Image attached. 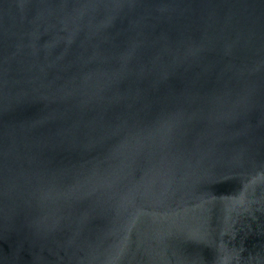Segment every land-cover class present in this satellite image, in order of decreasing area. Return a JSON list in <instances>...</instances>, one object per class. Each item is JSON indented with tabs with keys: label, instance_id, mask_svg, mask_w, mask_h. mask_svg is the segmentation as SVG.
Here are the masks:
<instances>
[{
	"label": "water",
	"instance_id": "1",
	"mask_svg": "<svg viewBox=\"0 0 264 264\" xmlns=\"http://www.w3.org/2000/svg\"><path fill=\"white\" fill-rule=\"evenodd\" d=\"M0 264H264V0H0Z\"/></svg>",
	"mask_w": 264,
	"mask_h": 264
}]
</instances>
